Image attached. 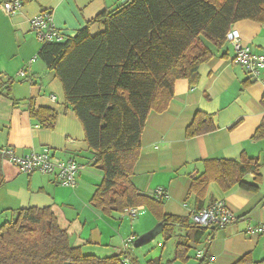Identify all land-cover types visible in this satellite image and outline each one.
Masks as SVG:
<instances>
[{"label": "crops", "instance_id": "obj_1", "mask_svg": "<svg viewBox=\"0 0 264 264\" xmlns=\"http://www.w3.org/2000/svg\"><path fill=\"white\" fill-rule=\"evenodd\" d=\"M4 1L0 0V218L6 216L0 226L18 209L49 207L71 244L85 254L119 255L128 260L126 264L158 259L160 264H236L249 255L245 264H264V232H246L248 223L264 224V163L258 191L239 184L225 191L211 182L202 203L191 192L192 181L204 172L207 158L242 160L247 156L264 161V136L255 138L264 124V72L251 77L234 61L236 50L227 39L223 47L212 48L214 55L201 65L197 84L177 81L168 109L149 115L132 180L144 194L153 195L162 188L167 194L162 198L165 212L188 218L192 226L174 224L163 234L166 240L176 239L173 245L158 242L152 253L140 258L135 242L159 220L145 206L146 211L130 217L124 212L104 214L91 203L103 173L93 166L83 124L67 108L61 81L38 56L43 43L30 26L32 17L49 11L55 26L66 36H74L99 13L117 8L123 0H21L23 5L14 15L1 9ZM99 31L100 25L91 26L93 34ZM230 31L239 32L254 52H264V24L243 19ZM22 70L25 76L19 74ZM31 107L55 109V127H42L31 117ZM198 110L213 114L217 129L187 138L186 129ZM9 147L18 155L50 150L57 159H75L82 166L77 185L63 186L53 174L21 172L1 154V149ZM245 180L255 183V175L247 174ZM217 200L244 218L225 228L195 227L190 212ZM184 241L191 246L187 260L176 259V246ZM200 251L203 258L198 257Z\"/></svg>", "mask_w": 264, "mask_h": 264}, {"label": "trees", "instance_id": "obj_2", "mask_svg": "<svg viewBox=\"0 0 264 264\" xmlns=\"http://www.w3.org/2000/svg\"><path fill=\"white\" fill-rule=\"evenodd\" d=\"M243 19L264 24V0H127L99 13L76 35L43 44L38 56L61 81L67 108L83 124L93 166L103 173L91 200L94 207L112 215L145 206L164 223L163 234L174 224L191 225L186 217L166 213L162 198L144 194L134 184L143 131L152 112L168 109L177 81L198 83L201 65L214 55L212 48L223 47L232 26ZM93 24L100 25L94 34ZM6 94H11L10 88ZM30 115L53 129L58 112L31 107ZM216 129L214 115L198 110L186 137ZM263 136L264 124L255 138ZM203 162L204 172L191 184L201 203L211 182L225 191L236 184L259 190L258 157ZM250 173L255 183L245 180ZM190 248L188 241L177 244L176 259L187 260ZM249 261L246 255L236 264ZM67 263L126 264L122 256L99 257L73 246L49 207L18 209L0 226V264ZM149 264H160V259Z\"/></svg>", "mask_w": 264, "mask_h": 264}, {"label": "built area", "instance_id": "obj_3", "mask_svg": "<svg viewBox=\"0 0 264 264\" xmlns=\"http://www.w3.org/2000/svg\"><path fill=\"white\" fill-rule=\"evenodd\" d=\"M22 5L21 0H5L1 4V9L7 15H14L21 9ZM30 26L43 44L46 42H61L66 38L64 32L53 23L52 14L49 11H42L32 17ZM227 39L236 50L234 61L244 67L251 77L257 78L260 76L264 72V52H254L248 44L243 42L237 31H229ZM19 74L25 76L26 72L22 70ZM1 154L7 156L23 173L38 171L44 174H53L59 184L67 187L74 188L77 185V177L82 168L75 159H57L50 150L18 155L14 148L9 147L1 149ZM153 195L156 198H164L167 194L162 188H159ZM144 211H146L144 206H137L126 208L124 213L130 217H137ZM189 217L196 226L216 228H225L244 218L233 212L223 200L214 201L209 206L199 210H192ZM246 232L250 235L261 234L264 232V224L248 223ZM198 257H204L202 251L199 252ZM124 261L125 263L128 262L125 259Z\"/></svg>", "mask_w": 264, "mask_h": 264}, {"label": "rangeland", "instance_id": "obj_4", "mask_svg": "<svg viewBox=\"0 0 264 264\" xmlns=\"http://www.w3.org/2000/svg\"><path fill=\"white\" fill-rule=\"evenodd\" d=\"M261 163H264V161L263 160H261ZM99 170V169H98ZM100 171V170H99ZM141 214V213H140ZM5 216L6 215H4V217H1L0 218V223L4 220V218H5ZM159 222H157L156 224H155V226L158 224ZM154 226V227H155ZM153 227V228H154ZM152 228V229H153ZM149 232V231H148ZM147 233V232H146ZM145 233V234H146ZM144 235V234H143ZM174 240L176 241V239H174V238H171V239H168V240H166L165 238H164V236H163V233L161 232L160 234H158L153 240H151L150 242H148V243H145V244H143V245H141V246H136V245H134V250H135V252L137 253V255H138V257H140V258H143V257H145L146 255H149L150 253H152L153 252V249L155 248V246H156V244L158 243V242H165L166 243V245H169L170 244V246H172L173 245V243H174ZM138 253H140V255L138 254ZM146 263V262H145ZM146 264H148V263H146Z\"/></svg>", "mask_w": 264, "mask_h": 264}, {"label": "water", "instance_id": "obj_5", "mask_svg": "<svg viewBox=\"0 0 264 264\" xmlns=\"http://www.w3.org/2000/svg\"><path fill=\"white\" fill-rule=\"evenodd\" d=\"M127 1V0H123V3ZM164 229V223L163 222H159L157 224V226H155L153 229H151L149 232H147L144 235H141L139 238H137L135 245L136 246H141L145 243L150 242L151 240H153L158 234H160ZM69 264V263H67Z\"/></svg>", "mask_w": 264, "mask_h": 264}]
</instances>
